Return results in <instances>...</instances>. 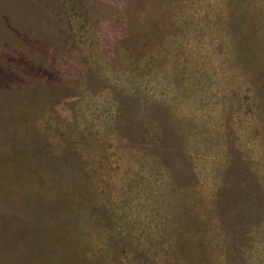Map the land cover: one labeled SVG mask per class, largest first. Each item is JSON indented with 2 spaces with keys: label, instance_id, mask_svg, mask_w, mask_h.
I'll use <instances>...</instances> for the list:
<instances>
[{
  "label": "rangeland",
  "instance_id": "rangeland-1",
  "mask_svg": "<svg viewBox=\"0 0 264 264\" xmlns=\"http://www.w3.org/2000/svg\"><path fill=\"white\" fill-rule=\"evenodd\" d=\"M206 125L235 162L264 126V0H0V264H264V200L213 206L185 152Z\"/></svg>",
  "mask_w": 264,
  "mask_h": 264
},
{
  "label": "crops",
  "instance_id": "crops-1",
  "mask_svg": "<svg viewBox=\"0 0 264 264\" xmlns=\"http://www.w3.org/2000/svg\"><path fill=\"white\" fill-rule=\"evenodd\" d=\"M171 108L173 115L178 117L176 109L172 106ZM192 110L194 109L192 108ZM217 126H202L198 132L193 126L192 129H189L191 134L188 135L187 140L194 144L192 146L188 142L185 144V152L200 177L203 192L207 190L205 198H210L213 206L216 205L217 198L220 207L223 205L222 203L225 204V207H235L238 206V203L242 208L252 205L253 211L256 213V211L258 212L255 209L256 206H259L264 200L262 198L264 197V126L260 127L259 132L256 130L252 133H240L243 130L234 128L236 137L239 138L237 149L242 158V161L239 162H235V155H232L228 150L225 128L222 125ZM207 129L209 130L208 134ZM203 132L206 135L204 140L199 139L198 135ZM244 148L248 150L247 153L243 150ZM242 166L248 168L249 174L246 178L241 177L239 173ZM259 229H264V226Z\"/></svg>",
  "mask_w": 264,
  "mask_h": 264
}]
</instances>
